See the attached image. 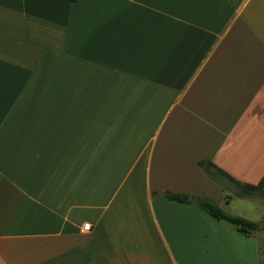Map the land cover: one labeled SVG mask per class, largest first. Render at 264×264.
Wrapping results in <instances>:
<instances>
[{
  "label": "crops",
  "instance_id": "0c3cea01",
  "mask_svg": "<svg viewBox=\"0 0 264 264\" xmlns=\"http://www.w3.org/2000/svg\"><path fill=\"white\" fill-rule=\"evenodd\" d=\"M199 160L264 175V0H0V264H261Z\"/></svg>",
  "mask_w": 264,
  "mask_h": 264
},
{
  "label": "trees",
  "instance_id": "16d2710c",
  "mask_svg": "<svg viewBox=\"0 0 264 264\" xmlns=\"http://www.w3.org/2000/svg\"><path fill=\"white\" fill-rule=\"evenodd\" d=\"M197 164L209 176L210 179L218 183L222 188H225L222 184H225V181L229 180L236 187L235 194L237 196H264V190L262 189V186L264 184V175L256 184L241 183L230 175H228L225 171L217 167L214 163L209 160H199ZM165 196L167 199L177 202H195L202 210H204L211 217L215 219L225 220L231 223L236 227L238 231L244 234H248L258 229L264 230V221H252L239 215L230 214L206 197H190L184 193L172 192H166Z\"/></svg>",
  "mask_w": 264,
  "mask_h": 264
},
{
  "label": "rangeland",
  "instance_id": "374dc122",
  "mask_svg": "<svg viewBox=\"0 0 264 264\" xmlns=\"http://www.w3.org/2000/svg\"><path fill=\"white\" fill-rule=\"evenodd\" d=\"M224 187L228 186V184H222ZM231 190L228 189V196L231 201L229 206L225 207L224 210L228 212H232L234 214L245 215L246 218L250 220H259L260 218L264 217V196L257 197V196H245V197H236L233 195V187L231 185ZM235 188V187H234ZM227 188H225L226 190ZM264 190V184L262 186ZM264 221V218L260 221ZM261 231L256 232V239L261 247V257L262 261L261 264H264V230L258 229Z\"/></svg>",
  "mask_w": 264,
  "mask_h": 264
},
{
  "label": "built area",
  "instance_id": "2783aa9c",
  "mask_svg": "<svg viewBox=\"0 0 264 264\" xmlns=\"http://www.w3.org/2000/svg\"><path fill=\"white\" fill-rule=\"evenodd\" d=\"M89 227H90V224L89 223H83V225H82V228L83 229H89Z\"/></svg>",
  "mask_w": 264,
  "mask_h": 264
}]
</instances>
